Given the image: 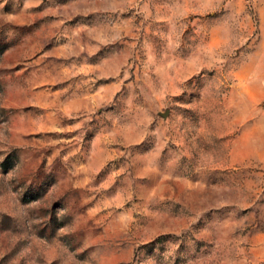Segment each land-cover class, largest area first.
I'll use <instances>...</instances> for the list:
<instances>
[{
  "label": "rangeland",
  "instance_id": "374dc122",
  "mask_svg": "<svg viewBox=\"0 0 264 264\" xmlns=\"http://www.w3.org/2000/svg\"><path fill=\"white\" fill-rule=\"evenodd\" d=\"M0 264H264V0H0Z\"/></svg>",
  "mask_w": 264,
  "mask_h": 264
}]
</instances>
